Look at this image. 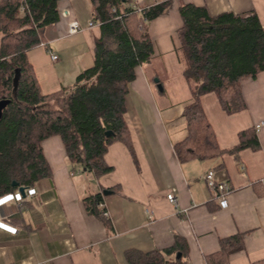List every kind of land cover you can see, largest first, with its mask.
I'll list each match as a JSON object with an SVG mask.
<instances>
[{
	"label": "crops",
	"instance_id": "crops-1",
	"mask_svg": "<svg viewBox=\"0 0 264 264\" xmlns=\"http://www.w3.org/2000/svg\"><path fill=\"white\" fill-rule=\"evenodd\" d=\"M156 1H168L169 6L149 22L154 56L138 67L126 96L125 119L135 157L124 144L115 143L105 156L114 170L98 179L70 164L59 137L44 142L51 176L34 186L33 196L26 193L24 198L17 191L0 199V264H129L128 250L164 252L174 247L177 238L186 242L184 264H207L206 257L220 250L222 239L237 235L244 236V250L229 264L264 260V71L242 83L247 107L240 112L226 113L213 93L201 98L224 150L238 145L242 131L263 123L257 133L258 151L243 150L239 160L225 154L187 163L180 162L175 152L176 144L187 137L183 110L192 101L177 54L181 46L177 32L183 25L180 7L205 6L212 15L256 12L264 26V0H131L124 7L143 15L138 9H148ZM58 7L60 20L42 40L48 45L28 52L44 93L74 86L78 74L93 64L96 39L103 35L101 23L93 19L90 0H60ZM73 20L83 30L69 35ZM106 42L116 47L109 36ZM46 58L60 67L48 70ZM160 59H174L181 66L177 98L170 97L163 81L164 92L154 85L155 78L161 79L154 65ZM209 170L233 189L226 210L214 201L203 179ZM105 190L112 194L104 196ZM170 193L176 195L177 207L168 201ZM99 194L105 206L97 208L108 213L105 219L91 214L85 203ZM176 258L174 254L166 261L173 263Z\"/></svg>",
	"mask_w": 264,
	"mask_h": 264
},
{
	"label": "trees",
	"instance_id": "trees-1",
	"mask_svg": "<svg viewBox=\"0 0 264 264\" xmlns=\"http://www.w3.org/2000/svg\"><path fill=\"white\" fill-rule=\"evenodd\" d=\"M59 1L0 0V99L11 100L0 120V199L20 187L28 192L51 176L43 144L55 137L61 139L72 166L98 179L114 170L105 156L115 143L124 144L135 157L125 119L126 96L138 67L154 56L149 22L165 13L169 3L155 4L140 15L124 7L131 0H90L93 19L103 31L96 39L94 62L78 74L72 88L44 93L28 52L59 22ZM180 14L183 25L177 32L181 42L177 54L192 101L183 110L187 137L175 146L178 159L210 161L230 154L239 160L243 150L258 151L255 128L242 131L236 147L222 149L201 100L213 93L228 114L246 109L242 83L264 71V26L258 15H212L207 7L194 4L182 5ZM106 36L115 48L108 47ZM50 101L53 108L42 106ZM103 200L101 194L85 200L88 211L101 219L105 216L97 205ZM185 248L186 242L177 238L170 250H128L125 256L129 264H184ZM243 250V235L222 239L220 250L206 257L207 264H229ZM174 254L176 260L167 262L166 257Z\"/></svg>",
	"mask_w": 264,
	"mask_h": 264
},
{
	"label": "built area",
	"instance_id": "built-area-1",
	"mask_svg": "<svg viewBox=\"0 0 264 264\" xmlns=\"http://www.w3.org/2000/svg\"><path fill=\"white\" fill-rule=\"evenodd\" d=\"M156 4H158L157 1H156ZM138 10L140 13L144 14L147 11V8L140 7ZM94 24H95L94 22H91V25H94ZM82 30L83 29L81 28L79 22L77 20H73L69 24L68 34L73 35ZM40 45L46 47L48 44L45 42H41ZM52 58L53 60H57L58 56L56 54H53ZM262 126H263V123L257 124V126L255 127L256 133H258L261 130ZM203 179L205 180L210 192L212 193L214 201L218 204L220 209L222 210L228 209L229 208L228 197L233 192V189L230 186V184L226 181L217 180L214 170L207 171L205 175L203 176ZM27 193L29 196H33L36 194V191L34 189H31ZM167 199L174 206L176 207L178 206V199L174 193L168 194ZM104 206H105L104 203L98 204L99 209H104ZM183 213H187V212L180 211L179 214H183ZM104 216H108V213L104 212Z\"/></svg>",
	"mask_w": 264,
	"mask_h": 264
},
{
	"label": "rangeland",
	"instance_id": "rangeland-1",
	"mask_svg": "<svg viewBox=\"0 0 264 264\" xmlns=\"http://www.w3.org/2000/svg\"><path fill=\"white\" fill-rule=\"evenodd\" d=\"M56 45L59 47V44H56ZM39 49L45 50V48H39ZM40 51H42V50H40ZM46 59H50V58H46ZM46 59H45V61H46ZM61 60H63V59H61ZM165 61H167V60L160 59L154 65L159 69L161 79L166 84L170 97L177 98L181 94L180 89H179V73H180L181 66L174 59H170L168 62H165ZM65 62L66 61H64L63 63H65ZM59 67L60 66L56 65V63H53L51 59L49 62H47V68L50 71L56 70ZM154 80H156V79H154ZM183 81L184 80H182L181 83H184ZM73 84L74 83H72L71 85H73ZM16 85H17V79L15 80V88H17ZM71 87H73V86H71ZM154 88L157 92L156 93L157 97L158 98L161 97L160 96L161 94L158 92L157 87L154 86ZM53 103H54V101L46 102V103L42 104V106H44L46 108H53L54 107Z\"/></svg>",
	"mask_w": 264,
	"mask_h": 264
},
{
	"label": "water",
	"instance_id": "water-1",
	"mask_svg": "<svg viewBox=\"0 0 264 264\" xmlns=\"http://www.w3.org/2000/svg\"><path fill=\"white\" fill-rule=\"evenodd\" d=\"M156 80H155V83H157V85H158V88L161 90V91H163V85H162V83H160V79L159 78H155ZM10 102H11V100L10 99H7V98H2V99H0V120L2 119V117H3V114H4V110L7 108V106L10 104ZM13 186H15V187H18V184L17 183H13ZM18 192L22 195V197H26V189L25 188H23V187H20L19 189H18ZM112 194V192L111 191H109V190H105L104 191V196H109V195H111Z\"/></svg>",
	"mask_w": 264,
	"mask_h": 264
}]
</instances>
